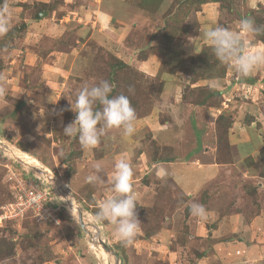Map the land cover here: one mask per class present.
<instances>
[{"label":"rangeland","instance_id":"obj_1","mask_svg":"<svg viewBox=\"0 0 264 264\" xmlns=\"http://www.w3.org/2000/svg\"><path fill=\"white\" fill-rule=\"evenodd\" d=\"M199 1L7 0L0 264H264V67L242 78L200 36L213 26L237 31L243 17L264 26V0ZM241 35L264 50V34ZM101 80L129 98L136 132L110 129L83 149L63 127L76 93ZM122 158L140 220L127 245L109 223H91ZM97 164L103 184L86 179ZM16 179L50 194L39 212L19 202L15 217L6 207L21 193ZM193 202L205 219L191 214Z\"/></svg>","mask_w":264,"mask_h":264},{"label":"clouds","instance_id":"obj_2","mask_svg":"<svg viewBox=\"0 0 264 264\" xmlns=\"http://www.w3.org/2000/svg\"><path fill=\"white\" fill-rule=\"evenodd\" d=\"M9 8L7 0L0 3V36L6 35L10 30ZM241 33L246 36L264 34V26H257L251 17H243L239 21L237 31L213 26L205 28L200 36L212 46L218 61L222 64H230L235 73L244 78L264 67V50H253ZM219 86L218 81L210 85L213 89ZM114 87L115 85L108 80L82 87L76 93L74 105L71 106L75 118L63 127V134L66 137L78 138L83 149H94L101 142V137L110 129H122L123 135L127 137L134 135L137 119L135 109L127 96L111 95ZM5 92V87L0 85V95ZM97 104L100 105L99 108L95 107ZM59 155L63 158L66 153L61 150ZM101 172L102 168L97 164L93 174L86 177L87 181L103 184L104 178L100 175ZM132 177L131 164L123 158L118 160L109 181L108 191L112 194L99 202L97 210L91 217L93 225L109 223L114 238L123 245L131 244L140 230ZM190 212L200 219L207 217V209L199 203L193 202L190 205Z\"/></svg>","mask_w":264,"mask_h":264},{"label":"built area","instance_id":"obj_3","mask_svg":"<svg viewBox=\"0 0 264 264\" xmlns=\"http://www.w3.org/2000/svg\"><path fill=\"white\" fill-rule=\"evenodd\" d=\"M17 180V179H16ZM23 183V180H17V187L20 189L21 193L16 195L15 196V200L9 204H7L6 207H9V209L13 208L16 213H15V217H21L23 214H20L22 211L19 210L17 207H16V204L21 202L23 204H28L30 207H24L27 211H30V210H34L36 212H39L41 209H42V204L45 202V200L47 199V196H50L49 195H42L43 193H39L38 191H34L32 188H30L29 190H25L26 186L27 185H21ZM34 183V182H33ZM26 191V192H25ZM29 195L31 197H29ZM29 198H31L32 200L34 199H40L39 202H36L34 204L35 207H32L30 205L29 202L33 203V201L29 200ZM34 198V199H33ZM26 200H29V202H27ZM16 209L19 211V213L16 211ZM5 210H3L2 214L0 215V219H3L2 220V223L5 222L6 220H9V219H4L6 216H2L4 214ZM1 221V220H0Z\"/></svg>","mask_w":264,"mask_h":264},{"label":"water","instance_id":"obj_4","mask_svg":"<svg viewBox=\"0 0 264 264\" xmlns=\"http://www.w3.org/2000/svg\"><path fill=\"white\" fill-rule=\"evenodd\" d=\"M36 172L39 173L38 170H37ZM76 214H77V212H76ZM78 220H79V224H80V226H81V225L83 224V222H82V214H81L80 212H78ZM81 228H84V226H83V227L81 226ZM85 231H86V230H85ZM100 245H101V248L104 250V252H105L106 254H110V255H112L115 261L118 260L117 255L114 254V252L112 251L111 248L106 247V245H104L102 242H100Z\"/></svg>","mask_w":264,"mask_h":264},{"label":"trees","instance_id":"obj_5","mask_svg":"<svg viewBox=\"0 0 264 264\" xmlns=\"http://www.w3.org/2000/svg\"><path fill=\"white\" fill-rule=\"evenodd\" d=\"M210 3V2H214V0H200L199 2H198V4H203V3ZM14 201V199L11 197V199H9L8 201H7V203H9V202H13ZM6 203V204H7Z\"/></svg>","mask_w":264,"mask_h":264}]
</instances>
